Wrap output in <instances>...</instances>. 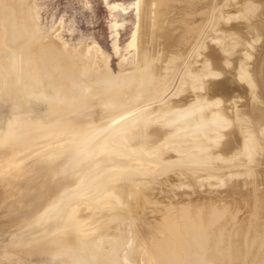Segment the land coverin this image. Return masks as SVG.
<instances>
[{"label": "bare ground", "instance_id": "6f19581e", "mask_svg": "<svg viewBox=\"0 0 264 264\" xmlns=\"http://www.w3.org/2000/svg\"><path fill=\"white\" fill-rule=\"evenodd\" d=\"M134 4L115 74L0 0L3 264H119L129 226L137 264H264V0Z\"/></svg>", "mask_w": 264, "mask_h": 264}, {"label": "rangeland", "instance_id": "374dc122", "mask_svg": "<svg viewBox=\"0 0 264 264\" xmlns=\"http://www.w3.org/2000/svg\"><path fill=\"white\" fill-rule=\"evenodd\" d=\"M21 1L26 7L29 16L27 20L28 29H31L36 40L55 41L59 47L69 50L72 54H77L82 62L90 61L94 64L98 62L101 63L102 60V57H98L100 54L98 52L95 53L97 50L96 48H99L100 51L108 56L109 68H111V71L115 74L120 68L130 69L135 65L136 51L129 46V43L135 28L138 26L137 23L139 22L137 20L138 7L134 4L136 0ZM113 4L116 5V8L111 10L109 5ZM232 20L233 19L230 21ZM227 24L230 25V23ZM115 47L117 50H115ZM97 54L99 55L97 56ZM258 134L257 132V135ZM258 136L260 137V135ZM262 136L264 137L261 133L260 138H263ZM132 145L139 148L142 147L143 144L138 145V143H135ZM133 154L132 152L130 155L134 157ZM258 156H261V154L258 153ZM263 157L261 162L264 161ZM258 159L259 161L261 160L260 157ZM148 169L152 171L153 167L148 166ZM12 170L19 172L16 168H12ZM13 221L7 223V225H11ZM18 228L19 226L13 225L8 228L7 231L5 229L0 230V243L9 242V240L13 242L15 239L12 238V235L15 232L14 230ZM126 228H128V226ZM132 229L133 227L130 229V226L126 229L125 239L117 250L116 255L119 264H137L135 257L132 256L135 246V243H133L135 236H132V234H135L132 233ZM135 242H137V240ZM5 254L7 253H0V264H3L2 261L7 257ZM10 254H12V256L9 260L7 259V264H14L18 261V258L25 259L22 253L15 252ZM92 254L96 256L97 261L91 264H104L105 258L103 257V253L101 255L97 253ZM234 254L235 253L232 255V253H230L228 256H234ZM237 254L241 255L240 253H236L235 255ZM240 257L236 256V258H238L237 261L241 263L242 259H240ZM236 258L233 259V262ZM236 262H234V264Z\"/></svg>", "mask_w": 264, "mask_h": 264}]
</instances>
